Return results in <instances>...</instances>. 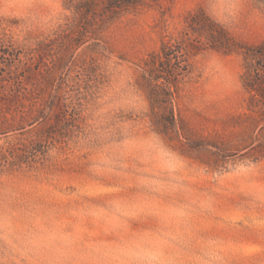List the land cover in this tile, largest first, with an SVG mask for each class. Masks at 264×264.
Returning a JSON list of instances; mask_svg holds the SVG:
<instances>
[{"label": "rangeland", "instance_id": "1", "mask_svg": "<svg viewBox=\"0 0 264 264\" xmlns=\"http://www.w3.org/2000/svg\"><path fill=\"white\" fill-rule=\"evenodd\" d=\"M139 1L0 0V264H264V2Z\"/></svg>", "mask_w": 264, "mask_h": 264}, {"label": "trees", "instance_id": "2", "mask_svg": "<svg viewBox=\"0 0 264 264\" xmlns=\"http://www.w3.org/2000/svg\"><path fill=\"white\" fill-rule=\"evenodd\" d=\"M139 2V0H107V8L112 13L118 14L137 9ZM198 19L201 18H197L196 21L189 24L191 29H194L195 32L207 33L213 47L218 48L225 45V39L227 38L226 34L215 22L209 19H205V21ZM186 35H188V33ZM185 41L186 40H182L180 41L181 43L176 42L175 44H165L161 48V52L151 56V58L145 62L146 66L143 67L144 74L149 76L148 80L150 83L152 84L156 81L159 87H163L166 90L168 97H171L172 88L177 87L179 80L185 74L189 73L187 66L183 64L187 56V52L184 48V46H186ZM247 56L249 59L264 56V47L260 48L257 52H247Z\"/></svg>", "mask_w": 264, "mask_h": 264}]
</instances>
